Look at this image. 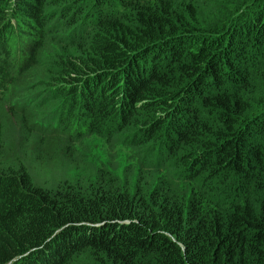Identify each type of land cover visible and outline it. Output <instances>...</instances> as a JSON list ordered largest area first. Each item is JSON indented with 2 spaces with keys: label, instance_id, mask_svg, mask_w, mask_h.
Returning a JSON list of instances; mask_svg holds the SVG:
<instances>
[{
  "label": "trees",
  "instance_id": "1",
  "mask_svg": "<svg viewBox=\"0 0 264 264\" xmlns=\"http://www.w3.org/2000/svg\"><path fill=\"white\" fill-rule=\"evenodd\" d=\"M88 6L0 0V93L38 76L56 18L83 19L85 43L55 67L62 122L111 134L146 114L139 137L190 185L53 193L0 150V264H264V0Z\"/></svg>",
  "mask_w": 264,
  "mask_h": 264
},
{
  "label": "rangeland",
  "instance_id": "2",
  "mask_svg": "<svg viewBox=\"0 0 264 264\" xmlns=\"http://www.w3.org/2000/svg\"><path fill=\"white\" fill-rule=\"evenodd\" d=\"M92 2L79 0L81 5L87 6ZM55 10L61 11V8L56 6ZM72 16L70 13L68 18L71 20ZM67 21L56 18V26L54 23L49 25L46 32L50 34L38 76L27 85L0 93V150L7 159L5 166L17 170L22 165L36 186L53 193L59 189L85 193L111 184L119 190L129 191L139 186L149 193L153 187L166 182L185 190L190 182L179 180L182 170L176 161L139 137L138 130L145 123L146 114L136 115L127 126L119 123L111 134L104 132L112 129L111 126L97 134L87 129L85 122L77 130L74 128L79 127V123L72 127L62 122V98L54 89L59 85L55 67L70 52L80 51L79 46L85 43L88 31L83 19L74 27L64 28L61 24ZM23 105L32 113V123L56 133L49 138L31 133L23 125V113L17 109ZM82 129L86 130L85 134L77 132ZM35 142L42 150H34ZM77 264L95 263L85 258Z\"/></svg>",
  "mask_w": 264,
  "mask_h": 264
}]
</instances>
